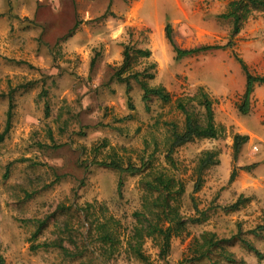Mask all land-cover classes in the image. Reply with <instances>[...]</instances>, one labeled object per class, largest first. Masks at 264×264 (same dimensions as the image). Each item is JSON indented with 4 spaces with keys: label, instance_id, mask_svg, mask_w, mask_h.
Segmentation results:
<instances>
[{
    "label": "rangeland",
    "instance_id": "1",
    "mask_svg": "<svg viewBox=\"0 0 264 264\" xmlns=\"http://www.w3.org/2000/svg\"><path fill=\"white\" fill-rule=\"evenodd\" d=\"M231 1L0 0V133L11 114L0 143L3 264H143L89 237L91 223L103 215L128 234L141 199L139 177L123 175L119 192L120 176L92 162L137 164L145 152L153 153L155 166L168 168L165 124L182 127L184 118L174 103L156 99L145 110L137 85L125 90L111 79L125 46L150 52L133 69H148L154 75L148 84L163 86L174 100L202 89L224 129L217 139L194 140L172 154L174 174L186 184L181 214L196 216L193 196L205 221L173 238L165 261L151 240L145 255L151 264H264V231L256 230L264 225V83L255 85L248 114L238 109L245 90L239 61L264 79V12L251 11L231 38L232 22L220 17ZM168 25L181 49L233 45L177 59L166 39ZM236 134L248 141L233 161ZM206 150L218 153L219 164L193 194V169ZM239 198L247 200L240 208L223 210ZM205 232L223 240L231 262L221 261L220 250L189 261V248Z\"/></svg>",
    "mask_w": 264,
    "mask_h": 264
},
{
    "label": "trees",
    "instance_id": "2",
    "mask_svg": "<svg viewBox=\"0 0 264 264\" xmlns=\"http://www.w3.org/2000/svg\"><path fill=\"white\" fill-rule=\"evenodd\" d=\"M226 10L220 17L232 22V38L240 32L241 23L249 16L251 11L264 12V0H233L229 3ZM165 35L177 59L210 50H224L231 48L233 45L232 41H229L224 46L181 49L174 44L169 25L165 28ZM149 56L150 52L148 50L133 49L125 46L122 53V62L114 71L111 79L117 83L124 84L125 90H129L131 82L137 85L142 92L141 101L145 105V110H148V103L152 99L159 100L163 104L174 103L176 111L184 118L183 126L180 127L175 122L165 124L168 128V135L165 139L164 164L168 168L155 166L153 153L146 154L145 152L138 159L139 163L137 164L131 162L123 163L118 158L92 162L93 165L110 169L120 176L117 184L119 192L122 187L121 177L123 175L139 177L141 199L139 209L131 215V218L134 219V225L128 234L123 232L120 222L110 215H103L101 220L97 219L94 223H91L88 231L89 237H95V242L106 247L108 252L111 253V251L122 249L127 256L137 259L143 264H151L149 257L143 251L146 240H151L155 243L159 249V258L165 261L170 253L173 238L188 235L189 225L201 224L206 219V211L198 209L193 196V210L196 216L185 218L181 214V199L185 194L186 184L174 174V172L178 171L177 164L172 157L175 149L194 140L217 139L223 135L224 131L223 128L216 125L213 101L202 89H199L197 94L192 97H179L174 100L172 94L163 86H150L148 84V81L154 78L152 73H148V69L143 71H135L133 69L138 64V59H147ZM239 63L245 74V90L238 109L242 115H246L249 111L250 98L254 87L257 84H263L264 79L251 75L246 66L241 61ZM152 68L153 65L150 66V69ZM129 105V110H133L130 102ZM10 119L11 114L8 112L5 129L0 133V143L8 135ZM247 141V136L238 134L233 136V161L237 159L241 147ZM218 164V153L214 150H206L199 155L192 173L193 194L200 191L205 172ZM235 176L236 172L234 171L230 176V181H233ZM245 201L247 200L239 198L233 205L224 207L223 210L234 212ZM256 230L263 232L264 225ZM251 233L254 234V230ZM221 242L223 240H218L214 234L203 233L198 239L193 241L189 248L192 256L189 261L195 262L209 259L214 251L220 250L221 261L231 262L232 256L226 252L225 248L220 247ZM245 245L252 250L248 244ZM58 248L63 250L66 256L69 255L67 249L62 248V246H58ZM252 251L255 253V250ZM0 264H3L1 258ZM178 264H183V262ZM214 264H221V262L217 260Z\"/></svg>",
    "mask_w": 264,
    "mask_h": 264
}]
</instances>
